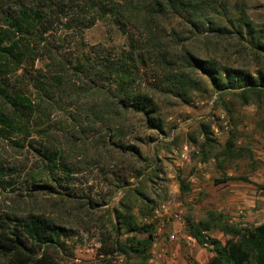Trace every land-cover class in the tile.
Masks as SVG:
<instances>
[{
  "label": "rangeland",
  "instance_id": "1",
  "mask_svg": "<svg viewBox=\"0 0 264 264\" xmlns=\"http://www.w3.org/2000/svg\"><path fill=\"white\" fill-rule=\"evenodd\" d=\"M138 1L128 0L133 6ZM195 1L207 20L227 32H208L209 24L197 29L166 11L165 17L157 18L156 41L148 39L150 47L140 49L153 54L143 66L141 90L148 91L157 104L162 131L149 128L139 116L120 111L115 123L119 135L109 140L101 126L89 125L99 112L106 115L112 110L106 90L93 89L90 78L74 75L70 76L74 83L59 96L63 108L47 112L49 140H55L61 161L71 173L48 174L36 150L43 143L38 128L28 138L0 136V168L12 185L0 189V218L38 214L48 219L58 232L56 240L35 251L38 257L47 256L50 264H209V250L191 236L192 224L214 219L215 225H229L245 233L264 223V95L259 101L250 96V102L244 103L239 89L220 94L208 77L199 70L192 72L185 62L190 56L238 76L256 80L264 76V50L257 46L258 39L264 45V0ZM134 18L137 20L127 26L126 35L109 18L96 22L82 36L59 30L50 41L70 61L81 43L90 59H101L106 53L118 61L129 50L128 36L144 45L146 16L135 14ZM240 19L252 25V33L245 27L239 28L241 33L236 31ZM155 58L165 61L162 64L168 69L188 72L197 81V89L187 98L168 93L159 86L165 82V74ZM45 63L38 62L37 67ZM154 84L159 88L151 91L149 86ZM205 128L215 142L204 149ZM229 139L235 144L230 154L235 158L218 161L217 155L226 151ZM129 146L137 147L140 156L128 152ZM183 153L187 159L182 158ZM204 156L211 161L206 170L213 177H189ZM31 177L45 187L34 190ZM227 177L246 178L252 184L215 183ZM191 178L198 181L192 183ZM180 180L190 186V192H181ZM127 206L139 228L153 225L155 240L147 261L128 247L130 239L144 240L147 234L128 232L115 218V211L125 213L123 207ZM239 207L255 216L254 222H248L251 230L230 223ZM219 232L215 229L206 235L226 244L231 237ZM0 264L5 262L0 260Z\"/></svg>",
  "mask_w": 264,
  "mask_h": 264
},
{
  "label": "trees",
  "instance_id": "2",
  "mask_svg": "<svg viewBox=\"0 0 264 264\" xmlns=\"http://www.w3.org/2000/svg\"><path fill=\"white\" fill-rule=\"evenodd\" d=\"M123 1L0 0V136L7 139L20 135L28 138L32 130L38 128L43 143L36 150L40 161L44 167H47L48 174L68 171L67 165L61 161L60 149L56 146L55 140H49L50 116L47 112L63 108L64 100L59 96L65 93L71 83H74L70 80V76L90 78V82L94 83L91 88L106 90L112 110L106 115L99 112L89 125L101 126L100 131L107 134L109 140H116L119 135L115 123L120 117V111L139 116L149 128L162 131L157 104L148 91L141 90L143 66L151 60L149 57L151 53L140 52V49H145V46L150 47L151 42L156 41L157 18L165 17L168 11L197 29L205 28L206 24H209L208 32H227L226 28L222 29L215 22L207 20L200 9V4L195 0H139L136 6L130 4L128 0ZM135 14L146 16L144 26L147 40L145 39L141 47L138 41L128 36L129 50L118 61L106 53L101 59H90L85 56L82 43L78 45L77 54L70 61L60 50L53 47L50 41V37L55 38L59 30L64 29L63 31L68 35L82 36L84 31L93 27L96 22L109 18L126 35L127 26L137 20L134 18ZM238 23L237 27L232 23V27H236L237 32L241 33L239 28L243 27L250 33L253 32L254 29L248 21L240 19ZM148 39H151V42ZM259 41L261 39H258L257 46L264 50V45ZM152 47L155 48L154 43ZM38 62L46 63L39 68ZM155 62L165 74V82L159 86L165 88L168 93L187 98L190 91L197 89V81L192 79L188 72L168 69L162 64L165 61L157 58ZM185 62L192 72L196 73L199 70L208 77L213 89L220 94L239 89L241 90L239 96L244 103L250 102V96L259 101L264 95L262 74L256 80L247 75L238 76L230 70L220 69L211 61L195 60L189 56ZM105 86H109V89L104 88ZM159 86L154 84L149 88L155 91ZM203 134L207 136L203 146L205 149L215 141L210 139L208 128H205ZM13 142L16 147L24 148V144ZM225 144L226 151L217 155L218 161L221 157L235 158L230 155L235 147L233 139H229ZM127 150L134 156H140V150L135 146H129ZM203 162H207V157L204 156ZM218 164L220 168H224L221 162ZM5 176L6 172L2 167L0 168L2 190L12 186L6 181ZM35 179L36 177H31L34 190L45 187L36 184ZM228 182L251 183L246 178L233 177L215 181L216 184ZM179 183L182 193L190 192L189 185L182 180ZM123 209L125 213L115 211L117 223L125 227L128 232L146 233L148 236L140 241L132 238L128 245L132 252L142 255L143 260L147 261V254L155 240L153 225L139 228L131 208L127 206ZM10 216L6 215L5 219L0 218V260L5 264H50L47 256L38 257L35 248L41 249L43 246L46 248L55 242L58 235L55 226L38 214ZM6 219L11 223L7 224ZM214 222H216L214 219L211 222L202 221L190 227L191 236L197 243L214 253L209 264H264V224L244 233L235 227L215 225ZM215 229L230 236L231 239L226 244H222L206 235Z\"/></svg>",
  "mask_w": 264,
  "mask_h": 264
},
{
  "label": "crops",
  "instance_id": "3",
  "mask_svg": "<svg viewBox=\"0 0 264 264\" xmlns=\"http://www.w3.org/2000/svg\"><path fill=\"white\" fill-rule=\"evenodd\" d=\"M212 162H215V160H212ZM212 164H211V161H207V162H201V163H199L198 165H197V169H191L192 170V175L191 176H189V177H213V172H209V171H207L208 170V168H210V166H211ZM206 168H207V170H206ZM200 170V171H199ZM197 171V172H196ZM198 171H199V173H198ZM191 180V182L192 183H194V182H196V181H198L196 178H191L190 179ZM240 183H245V182H240ZM246 184H252V182L251 183H246ZM254 218H255V216H253V215H247V221L248 222H252L253 220H254ZM254 222V221H253ZM264 224V223H263ZM259 225H261V224H256V226H259ZM221 233L222 232H219V235H221ZM223 234V233H222ZM206 248V247H205ZM205 250H209V253H210V256H211V259H210V262H211V260L213 259V257H214V253H212L211 251H210V249L209 248H206ZM209 262V263H210Z\"/></svg>",
  "mask_w": 264,
  "mask_h": 264
},
{
  "label": "built area",
  "instance_id": "4",
  "mask_svg": "<svg viewBox=\"0 0 264 264\" xmlns=\"http://www.w3.org/2000/svg\"><path fill=\"white\" fill-rule=\"evenodd\" d=\"M175 134H176V131H174V134L173 136L175 137ZM188 155L186 153H183L182 154V158L184 159H187ZM174 218L177 220V221H181V217L179 215H175ZM230 223L232 225H235V226H238L242 229H245V230H251V227L247 221V214L245 212V210L241 207H239L234 213H233V216L230 220ZM170 239L173 240L175 239V236L172 235L170 236Z\"/></svg>",
  "mask_w": 264,
  "mask_h": 264
}]
</instances>
